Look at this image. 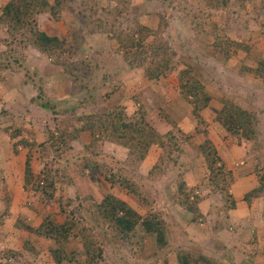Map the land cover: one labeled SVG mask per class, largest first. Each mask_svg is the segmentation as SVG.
Masks as SVG:
<instances>
[{
  "label": "rangeland",
  "instance_id": "374dc122",
  "mask_svg": "<svg viewBox=\"0 0 264 264\" xmlns=\"http://www.w3.org/2000/svg\"><path fill=\"white\" fill-rule=\"evenodd\" d=\"M10 1L0 0V19ZM59 2L38 16L41 31L65 40L58 50L43 52L29 44L30 36L15 35L0 24V264H57L51 251L58 246L25 225L37 229L47 218L62 224L69 217L104 242L99 264H183L181 257L191 264H230L220 252L210 251L213 242L190 240L186 227L181 228L188 224L195 233L210 232L196 204H182L184 194L168 188L181 178L175 167L182 150L167 158L158 151L155 167L167 171L160 184L159 176L143 172L144 165L129 168L151 199L145 205L144 196L112 186L105 177L110 168L118 173L113 159L121 160L119 153L126 149L119 151L107 140L99 149L93 146L94 136L80 130L92 115H105L120 105L133 117L140 109L134 103L146 107V119L162 129L178 116L179 102L189 109L203 108L208 95L212 102L204 108L207 115L201 116L203 109L201 120L194 114L201 131L208 128L207 120L222 118L221 111L230 105L246 111L255 120V137L247 141L244 133L228 132L221 139L249 149L253 157L247 169L264 176V0ZM55 3L51 1L52 7ZM120 39L133 42V48H122ZM66 61L68 70L61 65ZM163 61L171 62L170 70L150 79L149 68ZM190 79L206 94L194 103L181 94V84ZM28 160L34 175L30 186L25 179ZM245 160L234 156V169ZM96 164L104 166L93 176L90 170ZM108 195L137 211L141 224L153 219L160 223L167 245L159 247L157 236L142 225L128 240L108 222L98 226L95 213ZM65 248L76 256L63 264L88 261L79 239ZM12 252L16 255L10 257Z\"/></svg>",
  "mask_w": 264,
  "mask_h": 264
},
{
  "label": "trees",
  "instance_id": "16d2710c",
  "mask_svg": "<svg viewBox=\"0 0 264 264\" xmlns=\"http://www.w3.org/2000/svg\"><path fill=\"white\" fill-rule=\"evenodd\" d=\"M51 1L52 0H12L4 8L0 24L4 23L7 25L9 31H11V33L13 32L15 35L23 34L24 37L30 36L29 44L43 52H47L48 49L58 50L63 47L65 40H61L58 37H51L47 33L41 31L38 23L39 15L46 14L49 9L54 10L57 4L60 3L59 0H55L56 3L54 7H52ZM119 41L122 48H128L129 44L130 48H133V46H131L134 45L133 42H130L128 39H120ZM139 54L142 55V53L139 52L136 60L139 58ZM159 54L160 53H158V55ZM158 60L157 62H159ZM142 62L146 64L145 59L142 60ZM170 64V61H163L162 64L159 63V65L149 68V78L157 79L162 73L165 74L170 70ZM61 65L68 70V61ZM183 80L182 78V81ZM181 94H184L182 96L187 102L191 103V100H193L192 103H194V100H197L199 96L205 94V91L203 87L201 89L195 80L190 79L185 84H181ZM210 101V96L206 95L204 105H202L203 108H193L194 114L198 120H201L199 113L202 112L204 108L209 107ZM41 108L48 110L46 104L41 105ZM221 112H223L224 115L222 118H217V121H219L229 133L237 135L239 133H244L245 137L243 139L247 141L255 137L256 130L253 123L255 120L253 121V117L246 111L238 106L230 105L229 108L223 109ZM135 113L136 114L131 117V115L127 113V109L120 105V107H115L111 112L105 115H92L89 117L88 123L80 131L81 133L87 132L93 135L95 138L93 146L98 144L97 147L99 149V143L107 140L128 151V157L125 161L116 157L113 159L118 163V173L114 174L113 170L110 168L105 177L112 186L118 184L139 198L144 196L143 202L150 205V197L145 196L142 190V184L136 181L134 174H130L132 171L129 168H135L136 170L140 169V166L146 160L153 146L166 148L169 150V154L175 153V150L183 151L182 145L188 140V137L180 130H173L166 135H162L152 123L146 119L147 116L145 115L144 108L137 110ZM198 124L200 132L202 126H200L201 123L199 121ZM201 152L203 153L210 172V187L215 188L214 190H218L227 200H230L231 196L228 193L229 182L227 178L231 173L227 171L218 154V150L210 141H206L201 145ZM103 166L104 164L102 166L98 164L93 166L90 170L91 173L93 172V176L94 174L99 175V169ZM26 167V186H30L34 179V175L30 169L29 160L27 161ZM160 170H162L160 167H155L151 171V176L155 177L161 172ZM184 189L185 183L183 182L180 186V190L183 192L185 198V200L182 199V204H191L189 196L187 197V192L184 193ZM262 196H264V176L261 175L259 188L249 193L246 199L251 200L252 198ZM232 205L235 207V202H233ZM95 214L97 216L98 226H103L108 222L114 230H117L118 236L123 240H128L133 235L132 233L142 225L147 230L148 234L157 236L159 247L162 248L167 245L166 233L163 232V226H160V223L154 222L155 220L153 219L147 220L144 224H141L142 216L129 207L127 203L113 195H108L103 200L97 207ZM72 218L73 217H69L62 224L47 218L39 228L36 229L26 224L25 229L48 241H52L58 246L57 250L51 251L57 264L73 262V259H75L76 253L70 254L65 248L72 239H79V241L82 242L88 256V261L85 264H99L104 254V242L100 243L98 237L92 233L90 229L86 227L82 229L79 228L77 221ZM104 239L108 240L107 237H104ZM9 255L13 257L16 253L12 252L9 253ZM181 258L183 264H191L185 257Z\"/></svg>",
  "mask_w": 264,
  "mask_h": 264
},
{
  "label": "crops",
  "instance_id": "0c3cea01",
  "mask_svg": "<svg viewBox=\"0 0 264 264\" xmlns=\"http://www.w3.org/2000/svg\"><path fill=\"white\" fill-rule=\"evenodd\" d=\"M179 103L182 109L178 112V116L174 117V122L172 120H169L171 122L168 123L164 122L162 129L154 126L162 135L178 129L190 138L182 145L183 151L178 163L181 170H179V167H175L177 172L181 173V178L177 180V184L176 181H173L174 183L168 188L172 193L177 191L182 193L183 196L180 186L181 183H185L184 192L188 193L190 202L196 204L197 210L203 212L202 215L208 218V220L205 218L207 224L203 226L209 224V227L206 228L210 229V232L195 233V230L193 232L191 225L188 226V224L182 225L181 228L186 227V233L190 240L195 242L200 240L204 245L213 242L214 247L219 251H216L213 246H211L210 251L220 252L225 260L227 258L226 263L264 264V196L252 198L251 200L246 199L249 193L260 186V178L257 177L255 170L250 173L247 169L248 164L246 165V162H249L253 157L252 152L250 153L249 149L234 146L228 141L224 143L221 138L228 135V131L217 120H207L208 128L206 131L199 132V124L195 121L193 113L194 109L192 107L189 109L182 102ZM134 104L140 109L143 108L141 104ZM172 107L174 108V106ZM137 110H134V114ZM208 110L201 112V116L207 115ZM206 141L213 142L226 169L231 173L227 178L229 182L228 193L231 196L228 204L226 203V201L228 202L227 198L221 192L210 187V172L201 152V145ZM113 145L118 148L117 150L122 151V147L116 144ZM165 149L160 146L151 148L146 160L141 165L146 167H143V172L147 176L151 175V171L160 162L161 156L158 151L166 154L164 158L170 157L169 152L164 151ZM119 154H121L120 158L123 161L128 157L127 150ZM115 155L118 156V153L115 152ZM237 155H241L246 160L239 163L241 167L234 169V156ZM166 172L163 169L155 176H159V179L156 180L159 184L162 181L160 179L167 174ZM233 202H235V207L232 205ZM225 203L226 205H224ZM143 204L145 203L143 202Z\"/></svg>",
  "mask_w": 264,
  "mask_h": 264
}]
</instances>
